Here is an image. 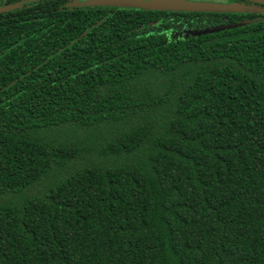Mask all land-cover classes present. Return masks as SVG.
Masks as SVG:
<instances>
[{"label": "trees", "instance_id": "obj_1", "mask_svg": "<svg viewBox=\"0 0 264 264\" xmlns=\"http://www.w3.org/2000/svg\"><path fill=\"white\" fill-rule=\"evenodd\" d=\"M62 3L0 0V264H264V13Z\"/></svg>", "mask_w": 264, "mask_h": 264}, {"label": "water", "instance_id": "obj_2", "mask_svg": "<svg viewBox=\"0 0 264 264\" xmlns=\"http://www.w3.org/2000/svg\"><path fill=\"white\" fill-rule=\"evenodd\" d=\"M245 3H217L191 0H96L87 3L89 6H112L122 8H138L143 10L181 11V12H215V13H264V0H244ZM16 5L0 6V13L15 8ZM241 25V24H238ZM233 25L220 26L207 31L221 30Z\"/></svg>", "mask_w": 264, "mask_h": 264}, {"label": "flooded vegetation", "instance_id": "obj_3", "mask_svg": "<svg viewBox=\"0 0 264 264\" xmlns=\"http://www.w3.org/2000/svg\"><path fill=\"white\" fill-rule=\"evenodd\" d=\"M96 1V0H60V2H63V6H70V7H88L89 5H86L89 2ZM191 1H204V2H217V3H236L235 0H191ZM97 6V5H94ZM93 7V6H90ZM105 12H109L112 10H120L125 9L122 7H112V6H101ZM129 7H126V9ZM132 9V8H131Z\"/></svg>", "mask_w": 264, "mask_h": 264}]
</instances>
